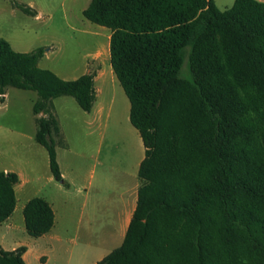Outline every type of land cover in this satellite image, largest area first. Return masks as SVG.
<instances>
[{
	"label": "trees",
	"instance_id": "obj_1",
	"mask_svg": "<svg viewBox=\"0 0 264 264\" xmlns=\"http://www.w3.org/2000/svg\"><path fill=\"white\" fill-rule=\"evenodd\" d=\"M83 14L111 29L112 69L145 146L124 240L97 264H264V1L222 10L214 0H91ZM44 54L16 51L0 37V95L37 92L35 139L66 183L53 99L72 96L91 112L97 74L64 79L39 66ZM19 181L0 171V224L16 209ZM23 214L33 237L54 226L43 197ZM26 250L0 244V264H27Z\"/></svg>",
	"mask_w": 264,
	"mask_h": 264
},
{
	"label": "rangeland",
	"instance_id": "obj_2",
	"mask_svg": "<svg viewBox=\"0 0 264 264\" xmlns=\"http://www.w3.org/2000/svg\"><path fill=\"white\" fill-rule=\"evenodd\" d=\"M214 1L224 10L235 0ZM16 2L32 7L37 15L24 12L14 4ZM90 2L0 0V37L8 40L16 51L43 48L45 54L39 60V66L64 79H76L88 72L98 74L101 70L107 74V68L113 73L111 29L84 16L83 11ZM183 73H189L187 63ZM114 77V85H117L115 100L108 105L100 122L91 124L88 112L72 96L53 99L61 126L56 149L66 183L54 178L48 151L34 137L33 129L37 124L33 104L38 98L37 92L9 87L5 99L0 95L1 162L22 167L32 180L26 192L18 195V209L13 220L24 225L21 208L37 196H70L77 207L81 206L84 197H89L91 204L96 206L90 217L78 211L74 225H70L68 237L70 244L75 243L70 264H97L122 244L123 237L109 234V228L100 227L105 220L102 208L107 204L120 205L128 194L133 193L136 180L140 179L138 171L145 156V146L138 129L130 121L129 98L115 74ZM122 99L127 100L128 107L123 105ZM20 133H25L26 137ZM87 222L93 223L94 233L84 232ZM10 236L31 244L37 241L24 229L13 231ZM87 237L92 242L90 247H85Z\"/></svg>",
	"mask_w": 264,
	"mask_h": 264
},
{
	"label": "crops",
	"instance_id": "obj_3",
	"mask_svg": "<svg viewBox=\"0 0 264 264\" xmlns=\"http://www.w3.org/2000/svg\"><path fill=\"white\" fill-rule=\"evenodd\" d=\"M96 58H98V55ZM113 73L111 69L107 68V74H105L104 70H101L95 77L96 100L92 111L88 112L91 124L102 121L108 105L115 100V90L117 85H114L115 77ZM7 96L8 92L3 95L4 99ZM122 102L125 107H128L129 104L126 99H122ZM34 120L36 122V116ZM36 131L37 128L33 129L34 137ZM20 134L26 137L25 133ZM27 137L31 138L32 136L27 134ZM1 156L2 153H0V171L16 172L20 178L19 183L15 186L17 206L13 212L14 214L18 209V195L26 192L32 180L30 174H27L22 167L2 163ZM137 180H140V183H137ZM137 180L133 193L128 194L127 197L120 202V205L115 206L113 204V206H111L112 204H107L102 208L103 212L105 210V220L100 224V227L109 228L107 230L109 234H116L121 238L123 237V240L137 205L138 189L141 184V179ZM43 198L50 203L55 213V223L51 231L40 237H35L37 238V241H34L33 244H31L32 242H23L10 236L13 231L17 230L24 229L27 232L23 210L27 202L30 200L29 199L21 208L24 225H18L16 221L13 220V214L5 222L0 224V244L6 250H14L22 245L26 246L27 250L23 257L27 264H70L74 248L72 245H75L74 241L70 244L71 241L68 237L70 228L72 227L70 225H74V217L77 215L78 211H81V215L86 214L90 217L95 212L96 206L91 204L89 197H84L83 203L79 207L75 205V200L70 196L61 198L44 196ZM92 224L93 223L91 222H87L85 225L86 227H83L85 229L84 232H87V234L94 233L95 231ZM87 238V244L85 247H90L92 242L90 237Z\"/></svg>",
	"mask_w": 264,
	"mask_h": 264
}]
</instances>
